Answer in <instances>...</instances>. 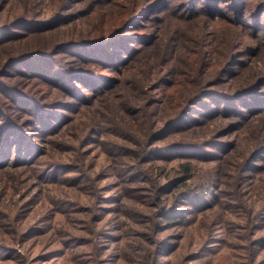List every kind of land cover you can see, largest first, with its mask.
Instances as JSON below:
<instances>
[{
	"label": "trees",
	"instance_id": "1",
	"mask_svg": "<svg viewBox=\"0 0 264 264\" xmlns=\"http://www.w3.org/2000/svg\"><path fill=\"white\" fill-rule=\"evenodd\" d=\"M83 1L61 0L60 4L50 6V9L39 8L34 13L26 7L16 9L12 18L0 19V48L15 44L16 40L19 42L28 35L70 23L79 18L80 13L89 14L93 8L89 11L76 9ZM194 2L153 0L138 3L127 10L122 24L93 29L92 35L87 38L73 35L69 39L38 43L29 51L10 52L0 67V170L4 171L12 164L22 167L23 171H35L40 184L68 179L72 182L80 179L93 181L80 162L50 160L54 157L55 148H68V143L63 141L66 136L64 127L71 126L75 113L88 109V112L93 110V113L100 114L101 119L98 117L93 124L90 123L82 137V146L78 148L83 155L89 154L82 147L89 141L100 140L101 136L104 137L102 142H106V137L114 135L113 130L124 138L117 145L122 152L132 154L135 161L122 160L114 168L116 174L122 176L125 186L140 174L146 179L151 177L150 188L156 206L153 233L160 232L171 222H184L186 211L197 213L201 205H207L211 197H217L215 190L219 189V194L221 192L220 176L216 174V177H208L199 183H190L187 175L193 176L194 157L223 162L226 158H223L224 154L230 150L229 143L214 140L186 143L181 140L161 145V142L179 134L184 139L182 132L188 127L193 125L196 129L198 125L203 129L202 125L217 115L228 118L230 124L235 120L237 128H242L248 119L264 117V74L258 78H238L247 63L240 58L250 49V44L245 47L246 51H241L243 54L238 56L237 52H232L228 55L225 62L228 67L225 69L216 66L217 55L212 49L215 40L207 29L197 38L191 37L197 47L188 48L187 60L190 63L172 77L167 74V58L163 56L175 48L176 38L180 37L177 30H165L167 15L175 11V14L179 13L178 18L191 20L196 14L191 10ZM227 2L230 14L219 12V15L209 8V14L213 16L209 17V24L225 22L236 31L243 29L249 34L251 29L242 24L252 19L254 23L251 25L264 28V22H261L264 19V0L258 5H253L252 0ZM259 32H254V37L264 40V33ZM222 41L227 42L225 39ZM215 42L216 47L219 38ZM152 48L158 49L153 58L144 61V66H138L145 51ZM252 51L250 49V53ZM234 66H239V69H234ZM224 70L227 72L226 80L221 77ZM120 89H123L122 95H115ZM176 94H179L178 99ZM112 103L118 105L123 116L116 112L118 108H113ZM243 107L248 109V113L242 111ZM195 112L205 119H196ZM226 130L229 129H221L224 133L228 132ZM138 131L145 137L144 142L136 147L128 144L127 140L140 144L142 139H136ZM208 146H214L222 153L212 156L204 149ZM200 151L203 152L196 154ZM166 152L171 155H166ZM172 154L186 156L187 161L180 162V167L174 168L173 172L168 171L165 178L161 176V171L165 169L162 165H156L160 169L157 174L150 169L155 164L145 166L149 161L154 163L170 159ZM259 160L262 161L258 164ZM262 166L264 143L253 146L242 158L239 184L249 177L247 172L253 176ZM148 172L152 174L150 177ZM104 197H98L100 202L105 200ZM110 199L108 197L106 201L116 202V197ZM182 203L186 204L185 209H178ZM118 208L121 209L118 206H103L105 211ZM261 214H264V199L258 215ZM261 240L264 242L263 238ZM150 242L153 245L147 247V264H162V255L167 253L169 243L152 236Z\"/></svg>",
	"mask_w": 264,
	"mask_h": 264
},
{
	"label": "rangeland",
	"instance_id": "2",
	"mask_svg": "<svg viewBox=\"0 0 264 264\" xmlns=\"http://www.w3.org/2000/svg\"><path fill=\"white\" fill-rule=\"evenodd\" d=\"M151 1L153 0H84L76 9L89 11L93 8L91 13H80V17L70 23L28 35L19 42L16 40L15 44L0 48V67L10 52L29 51L38 43L69 39L73 35L87 38L92 35L93 29L122 24L128 9L138 3ZM227 1L195 0L191 10L196 14L191 20L178 18L179 13L175 14V11L168 13L165 30H177L180 37L176 38L175 48H171L163 56L167 58V74L172 77L176 71L190 63L187 60L188 48L197 47L191 37L197 38L206 29L212 32L215 41L219 38L216 47V42L212 43V49L217 55L216 66H223L225 69L228 67L225 64L228 55L237 52L239 56L246 51L244 49L247 44H250L253 51L250 53V49H247L240 58L247 63L245 62L243 74L238 78H258L264 74V40L254 37V32L264 33L263 27L251 25L254 23L251 19V22L242 24L251 29L247 34L243 29L236 31L225 22L209 24V17H213L209 14V8L217 11V14L231 13ZM252 1L253 5L262 2ZM1 2L0 19L4 21L12 18L16 9L26 7V10L34 13L35 9H50V6L60 4L61 0H0ZM96 14L98 15L95 16ZM223 39L227 42L222 41ZM156 50L158 49H147L137 65L144 66V61L153 58ZM234 67L239 69V66ZM221 77H224L223 80L227 79L225 70ZM122 92L123 89H120L115 95H122ZM178 95L176 94L177 99ZM112 106L118 108L117 104L112 103ZM241 109L248 113L246 107ZM84 111L75 113L71 126L64 127L66 136L63 141L68 143V148H55L54 157L50 160L80 162L93 181L80 179L72 182V179H68L43 181L40 184L35 171H23L22 167L12 164L4 171L0 170V245L3 246L0 250V264H147V247L153 245L150 242L151 236L169 243L167 253L162 255V264H264V242L261 240L264 239V214L258 215L264 199V166L253 176L251 172H247L249 177H245L243 183L239 184V164L242 158L253 146L264 143V117L248 119L242 124V128H237L235 120L230 124L228 118L217 115L207 120V124L202 125L203 129L198 125L196 129H193V125L188 127L182 132L184 139L179 134L161 142V145H166L181 140L186 143L223 141L229 143L230 150L224 154L223 158H226L221 163L220 159L192 158L193 176L187 175L190 183H199L208 177H216L217 174L222 182L220 194L219 189H216L217 197H211L207 205L198 208L200 210L197 213L186 211L184 222H171L160 232L153 233L156 206L153 204L150 188L151 172H148L150 178L146 179L140 174L125 186L114 166L119 161H135V158L130 153L122 152L117 144L124 138L114 130V135L106 137V142H102L104 137L101 136V139L98 138L100 140L89 141L84 145L82 148L90 153L83 155L78 148L82 146V137L90 123L93 124L98 117L101 119L100 114L93 113V110ZM116 112L123 116L119 108ZM125 113L128 114L127 110ZM194 114L196 119H205L197 112ZM223 128H228V132L221 131ZM138 134L136 139H142L140 144L127 140L128 144L135 147L141 145L145 137L140 131ZM204 149L212 156L222 153L214 146ZM184 161H187L186 156L172 154L170 159L154 163L149 161L145 166L155 164L153 168H149L157 174L160 169L156 165H162L165 169L161 171V176L165 178L168 171L178 169L180 162ZM98 195L105 196V200L100 202ZM108 197L109 200L110 197H116V202H107ZM111 205L121 209H103V206ZM182 207L185 209L186 204L182 203L178 209Z\"/></svg>",
	"mask_w": 264,
	"mask_h": 264
}]
</instances>
